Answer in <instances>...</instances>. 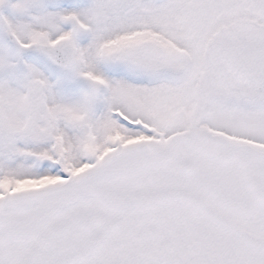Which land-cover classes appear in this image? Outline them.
<instances>
[{
  "label": "snow or ice",
  "instance_id": "6c2138e0",
  "mask_svg": "<svg viewBox=\"0 0 264 264\" xmlns=\"http://www.w3.org/2000/svg\"><path fill=\"white\" fill-rule=\"evenodd\" d=\"M0 264H264V0H0Z\"/></svg>",
  "mask_w": 264,
  "mask_h": 264
}]
</instances>
